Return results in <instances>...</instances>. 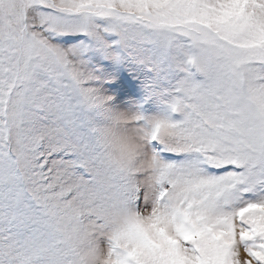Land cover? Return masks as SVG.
<instances>
[{"label": "snow or ice", "instance_id": "obj_1", "mask_svg": "<svg viewBox=\"0 0 264 264\" xmlns=\"http://www.w3.org/2000/svg\"><path fill=\"white\" fill-rule=\"evenodd\" d=\"M0 264H264V0H0Z\"/></svg>", "mask_w": 264, "mask_h": 264}, {"label": "clouds", "instance_id": "obj_2", "mask_svg": "<svg viewBox=\"0 0 264 264\" xmlns=\"http://www.w3.org/2000/svg\"><path fill=\"white\" fill-rule=\"evenodd\" d=\"M120 111L123 113V115L120 117L121 121L131 119V114L128 113L127 110ZM105 134L110 139L113 151L117 153L129 144H132L134 148L140 147L138 141H136L131 134L125 133L122 130V124L113 123L106 128ZM141 163L147 164V161H141Z\"/></svg>", "mask_w": 264, "mask_h": 264}, {"label": "rangeland", "instance_id": "obj_3", "mask_svg": "<svg viewBox=\"0 0 264 264\" xmlns=\"http://www.w3.org/2000/svg\"><path fill=\"white\" fill-rule=\"evenodd\" d=\"M180 75L182 76L183 74H180ZM196 78L197 79H203V77L200 76V75H197ZM137 99H139V97H137ZM145 107L147 108L148 105H145ZM151 111H153V112H157V111L164 112V111H166V106L163 105L162 103H160V104H152ZM172 115H173L174 119H181L182 118L180 113H175V114H172Z\"/></svg>", "mask_w": 264, "mask_h": 264}]
</instances>
